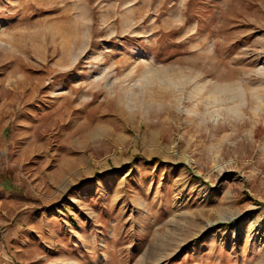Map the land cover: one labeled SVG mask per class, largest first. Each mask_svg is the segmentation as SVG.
<instances>
[{"label": "rangeland", "instance_id": "1", "mask_svg": "<svg viewBox=\"0 0 264 264\" xmlns=\"http://www.w3.org/2000/svg\"><path fill=\"white\" fill-rule=\"evenodd\" d=\"M0 264H264V0H0Z\"/></svg>", "mask_w": 264, "mask_h": 264}, {"label": "bare ground", "instance_id": "2", "mask_svg": "<svg viewBox=\"0 0 264 264\" xmlns=\"http://www.w3.org/2000/svg\"><path fill=\"white\" fill-rule=\"evenodd\" d=\"M150 72H151V71L147 72V74L150 73ZM151 73H152V72H151ZM153 76H154V75H153ZM144 78H145V77H144ZM150 79H151V78H150ZM144 80L146 81V79H144ZM147 80H148V79H147ZM160 80H164V81H163L164 83H165V82H169L172 86H175V87L177 86V83H175L176 81H175V82L172 81L171 78H170L169 80H166V81H165V78H163V77L161 78V77H160ZM145 81H144V83H145ZM161 82H162V81H161ZM147 83H148V82H147ZM145 84H146V83H145ZM196 91H197V90H196ZM214 93H215V92H214ZM239 94H240V98H241V99H245L246 94H245V91H244L243 89H239ZM198 96H199V95H198ZM198 96H197V97H198ZM192 97H193V96H192ZM259 97H260V96H259ZM259 97H258V98H259ZM214 100H215L216 102L219 101L218 96H217V97H214ZM259 100H260V99H259ZM256 110H259V108H256ZM235 113H238V112H235Z\"/></svg>", "mask_w": 264, "mask_h": 264}]
</instances>
